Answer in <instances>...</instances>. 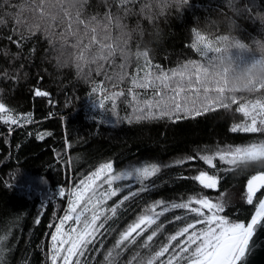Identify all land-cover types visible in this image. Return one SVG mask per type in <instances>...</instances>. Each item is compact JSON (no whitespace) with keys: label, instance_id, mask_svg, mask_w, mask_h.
<instances>
[{"label":"trees","instance_id":"trees-1","mask_svg":"<svg viewBox=\"0 0 264 264\" xmlns=\"http://www.w3.org/2000/svg\"><path fill=\"white\" fill-rule=\"evenodd\" d=\"M215 2L217 0H192L190 9L166 26L165 45L142 66L132 67L130 77L119 84L106 79L99 71L86 81L73 80L70 72L55 74L43 60L46 42L39 36L21 39L14 28L0 30V103L5 104L13 118H19L17 125L0 121V248L3 249L0 264H51V235L67 209V193L101 163L112 162L115 172L145 162L169 165L152 178L157 185L154 189L125 202L128 211L117 222H109L118 231L158 199L169 204L183 202L191 196L215 200L220 192H226L231 201L222 214L245 222L250 219L264 189L254 197L253 205H247L246 181L256 171L264 170V165L226 172L223 169L228 166L216 158L214 163L221 170L219 190L204 189L198 182L183 177H193L201 170L216 174L215 169L198 158L187 160V157L205 154L198 153L199 149L208 147L215 151L217 147L264 138L261 134L230 131L234 124L244 123L246 119L236 112L239 103L264 97V92H236L232 95L237 97V103L230 108L217 107L195 118L143 120L131 124L123 119L132 114L135 103L142 106L144 101L153 98V89L139 88L132 83L133 77H142L149 65L153 74H159L161 70L170 73L190 61L205 63L200 53L191 47L194 39L191 26L194 17L203 16ZM245 27L248 30L245 36L257 31L252 24ZM36 90L47 91L49 95L36 97ZM113 93H123L114 97L119 121L112 115L113 100L104 99L105 95L111 97ZM101 99H104V108L98 106ZM26 116L31 117L30 121L23 119ZM44 133L51 135L43 140L37 138ZM29 137L37 146L22 154L20 151ZM177 160H185V163L176 164ZM124 184H129L131 191L139 187L135 180L118 181L114 186ZM60 188L65 189L64 197L58 194ZM128 191L126 188L118 193L108 205L122 199ZM175 215L187 216V221L176 222ZM195 219V214L187 210L173 209L159 222L165 224V234H174L179 227ZM117 234L107 237L100 252L88 254L91 264L98 261L102 264L103 254L112 246ZM136 251L141 256L146 254V250L133 246L119 258L118 264H127Z\"/></svg>","mask_w":264,"mask_h":264},{"label":"snow or ice","instance_id":"snow-or-ice-1","mask_svg":"<svg viewBox=\"0 0 264 264\" xmlns=\"http://www.w3.org/2000/svg\"><path fill=\"white\" fill-rule=\"evenodd\" d=\"M191 47L207 60V45L204 51H199L194 43ZM207 71L204 63L195 61L173 69L170 73L161 70L159 74H153L149 65L143 76L134 77L132 83L139 88L153 89V98L144 101L142 106L138 102L135 103L132 114L123 119L129 124L143 120L179 121L201 116L217 107L228 109L231 104H236L237 97L234 95L230 103L226 102V88L218 81L212 80ZM96 90L95 87L92 89L93 92ZM258 91L264 89L258 88ZM48 95L47 91H35L36 97ZM119 95L123 93L104 97L113 100L112 115L117 116V121L121 118L116 113L114 97ZM104 99L98 103L100 108H104ZM133 100L135 101V97ZM236 112L242 113L246 119L244 123L234 124L230 129L232 133L264 136V97L239 103ZM18 119L8 114L5 104L0 103V121L17 125ZM23 119L30 121L31 117L26 116ZM47 135L51 133H44L37 138L43 140ZM199 152L205 154L190 156L187 160L198 158L215 169L216 174L201 170L198 175L183 179L196 181L204 189L219 190L221 170L217 168L214 160L218 158L222 164L227 165L228 167L223 169L226 172L249 165H264V138L236 146L217 147L215 151L205 147L199 149ZM175 163L183 164L185 160H177ZM166 167L169 165L145 162L115 172L113 163L107 162L101 163L95 171L81 179L75 188L67 193V209L59 218V223L51 235V264H91L88 254L100 252L107 237L117 232L114 243L103 254L102 264H118L119 258L133 246L146 250V254L141 256V253L136 251L127 264H243L254 249L264 248V238L260 236V233L264 232V198H260L255 204L254 212L245 222L230 219L222 214L231 203L226 192H220L215 200L207 196H191L183 202L169 204L158 199L145 206L141 214L136 215L122 230L118 231L113 227L109 222H117L128 211L125 202L154 189L157 185L152 178L158 176L162 168ZM131 180L139 184L135 191L130 190L129 184H124L123 187L114 186L118 181ZM126 188L129 189L128 194L109 206L108 201ZM261 189H264V170H258L247 178V205H253L254 197ZM58 194L64 197L65 189L60 188ZM193 204L197 207H193ZM173 209L187 210L195 214L196 219L186 222L174 234H165V224L159 221ZM173 219L176 222L187 221V216L175 215ZM160 237H163V240H160ZM97 264L101 262L98 261Z\"/></svg>","mask_w":264,"mask_h":264},{"label":"clouds","instance_id":"clouds-1","mask_svg":"<svg viewBox=\"0 0 264 264\" xmlns=\"http://www.w3.org/2000/svg\"><path fill=\"white\" fill-rule=\"evenodd\" d=\"M192 0H0V30L46 42L44 62L55 74L86 81L97 71L119 84L130 69L154 57L168 39L166 26L189 10ZM246 24L256 26L248 33ZM192 43L207 45L208 76L229 100L236 92L264 89V2L217 0L194 17ZM246 57H250L246 58ZM134 78V77H133Z\"/></svg>","mask_w":264,"mask_h":264},{"label":"water","instance_id":"water-1","mask_svg":"<svg viewBox=\"0 0 264 264\" xmlns=\"http://www.w3.org/2000/svg\"><path fill=\"white\" fill-rule=\"evenodd\" d=\"M262 198H264V195ZM260 236L264 238V232H261ZM243 264H264V248L254 249Z\"/></svg>","mask_w":264,"mask_h":264},{"label":"rangeland","instance_id":"rangeland-1","mask_svg":"<svg viewBox=\"0 0 264 264\" xmlns=\"http://www.w3.org/2000/svg\"><path fill=\"white\" fill-rule=\"evenodd\" d=\"M36 146H37V143L34 142L31 139V137H29V139L26 141L25 145L22 147V150L20 151V153H22V154L29 153ZM69 223H71V222H69ZM66 227H67V225H66Z\"/></svg>","mask_w":264,"mask_h":264}]
</instances>
